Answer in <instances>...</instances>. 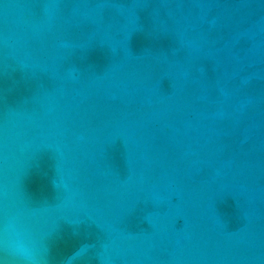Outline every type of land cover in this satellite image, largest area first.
<instances>
[{"label":"water","instance_id":"obj_1","mask_svg":"<svg viewBox=\"0 0 264 264\" xmlns=\"http://www.w3.org/2000/svg\"><path fill=\"white\" fill-rule=\"evenodd\" d=\"M0 264H264V0H0Z\"/></svg>","mask_w":264,"mask_h":264}]
</instances>
